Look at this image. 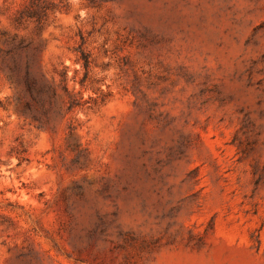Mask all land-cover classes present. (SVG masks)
I'll list each match as a JSON object with an SVG mask.
<instances>
[{
  "label": "rangeland",
  "instance_id": "374dc122",
  "mask_svg": "<svg viewBox=\"0 0 264 264\" xmlns=\"http://www.w3.org/2000/svg\"><path fill=\"white\" fill-rule=\"evenodd\" d=\"M0 264H264V0H0Z\"/></svg>",
  "mask_w": 264,
  "mask_h": 264
}]
</instances>
